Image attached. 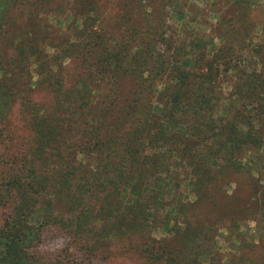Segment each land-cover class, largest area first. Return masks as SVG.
Instances as JSON below:
<instances>
[{
	"label": "trees",
	"instance_id": "1",
	"mask_svg": "<svg viewBox=\"0 0 264 264\" xmlns=\"http://www.w3.org/2000/svg\"><path fill=\"white\" fill-rule=\"evenodd\" d=\"M205 1L218 16L216 46L168 33L167 9L185 19L190 0H119L136 11L120 36L105 28L97 0H0V134L16 104L32 133L27 148L0 158V264H84L35 256L52 226L82 254L137 237L145 264H208L219 229L230 222L248 234V220L260 243L241 239L229 261L264 264V34L249 43L252 0ZM54 14L75 21L60 30ZM68 58L76 72L67 79ZM125 79L133 85L120 105ZM35 84L48 89L49 108L32 101ZM185 184L193 202L178 194ZM168 208L171 236L158 240L151 226Z\"/></svg>",
	"mask_w": 264,
	"mask_h": 264
},
{
	"label": "rangeland",
	"instance_id": "2",
	"mask_svg": "<svg viewBox=\"0 0 264 264\" xmlns=\"http://www.w3.org/2000/svg\"><path fill=\"white\" fill-rule=\"evenodd\" d=\"M97 1L101 6V15L105 21V28L109 34L120 36L131 31V29L128 27H132V25L136 24V16H134L136 13L135 10H133V13H131L129 10L124 9L119 5V0ZM226 3L231 4L232 0H223L222 2H219V4H221L219 7H225ZM250 5L252 10L251 16L253 17L252 20H254L258 26L254 32L255 36L252 39V42L249 43H257L262 40V35L264 34V0H252ZM158 7L160 9H167L163 6ZM187 7H191V13L188 14L185 19L181 18L180 15L176 13V10L171 8L167 9L166 22L168 25V33L174 34L178 39L181 40H189L195 36H200L203 39L209 41L214 39L212 42H210V45H219L220 40L218 38H213L211 35V29L215 27L218 21V16L214 13L210 2L205 0H190V4H188ZM217 7L218 5L214 6L213 8L215 9ZM199 10L203 15L198 17L196 12ZM16 13H18L16 15H19V10H17ZM66 13L68 15V12ZM122 14H127L134 17L129 18L128 16V21L126 22L120 17ZM158 17L161 19L160 13H156L155 11L150 16V18L156 23L159 22ZM72 20L75 21L73 17L64 15L58 17L55 14L49 18L50 24L54 25V27L57 29H63L64 31L67 30L68 25L72 23ZM186 21H191L192 25L190 27L182 28V25L184 26ZM76 23L77 26H80L81 22L76 21ZM71 32L68 30L67 35H71ZM247 45L245 46L246 49L247 47L251 48ZM246 49L243 50V54L249 57L252 55V51ZM71 60L72 59L70 58L64 59V66L66 69L62 74L63 77H66L67 79L70 77V75H74L76 72L75 65H72ZM101 81L105 84V86L107 85L105 94L111 95V92L113 93V91H108L109 86L111 87V82H109L110 77L104 76V80ZM121 85V89L118 88V90L120 89L121 93V98L118 100L120 105L127 97V94L131 91L133 84L129 79H125L122 80ZM33 89L34 90L31 95L32 101L38 106L49 108L52 100L48 89L45 87L42 88V86H36V84L33 85ZM159 89H162L161 84H159ZM103 99H105L104 96L100 97V100ZM2 130L3 131L0 134V158L2 159H11L13 156L17 155L20 151H23L31 144L32 133L27 121L22 115L19 104L14 106L12 112L8 116V119L4 122ZM226 188L228 190V194H232L236 188V182L233 181L232 183L228 184ZM247 191L248 188L245 191L246 195H248ZM178 194L184 195L185 201L193 202L195 200V196L192 192L190 184L183 185L178 190ZM250 194L251 193H249V195ZM175 200L176 197H172L168 200V203L171 207H173L175 204ZM173 211V208H168L161 210V213H157V218H155V221L151 226V233L154 238L159 240L171 236L170 229L175 223ZM166 212L172 214V216H170V218L165 217ZM0 216H3V211L0 212ZM172 218L174 219L172 220ZM177 220L181 219L177 218ZM244 225H247L250 230L248 234L246 233L237 235L236 232H231L230 228H233L232 226H234V224H231L230 222H227L225 227L219 229V232L215 237V249L213 251L215 261H209L208 264H232V261L229 260L230 258L236 257L240 254V241L245 237H247L248 241L255 240L256 245L260 243L257 236V227L255 221L248 220L246 224L244 223L241 225L242 227H240V231L244 230ZM142 246H144L142 240L137 237H134L130 240L116 239L108 248H105L100 252L97 250L96 254H82L72 243L67 232L59 227L57 228V226H52L43 230L41 238L39 242H37L33 247L32 252L36 257L45 262L65 261L68 257H76L80 261H83L84 264H145L142 256ZM258 250L259 247L256 248V253Z\"/></svg>",
	"mask_w": 264,
	"mask_h": 264
}]
</instances>
